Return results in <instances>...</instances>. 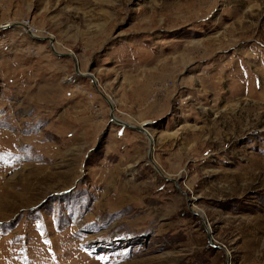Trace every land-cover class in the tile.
<instances>
[{
    "label": "rangeland",
    "instance_id": "rangeland-1",
    "mask_svg": "<svg viewBox=\"0 0 264 264\" xmlns=\"http://www.w3.org/2000/svg\"><path fill=\"white\" fill-rule=\"evenodd\" d=\"M0 264H264V0H0Z\"/></svg>",
    "mask_w": 264,
    "mask_h": 264
},
{
    "label": "bare ground",
    "instance_id": "bare-ground-1",
    "mask_svg": "<svg viewBox=\"0 0 264 264\" xmlns=\"http://www.w3.org/2000/svg\"><path fill=\"white\" fill-rule=\"evenodd\" d=\"M34 36H36V37H38L39 35H41L42 34V32H37L36 34H34V33H32ZM90 77H92L91 75H89ZM151 139H152V137H151Z\"/></svg>",
    "mask_w": 264,
    "mask_h": 264
},
{
    "label": "water",
    "instance_id": "water-1",
    "mask_svg": "<svg viewBox=\"0 0 264 264\" xmlns=\"http://www.w3.org/2000/svg\"><path fill=\"white\" fill-rule=\"evenodd\" d=\"M37 39H39V38H37Z\"/></svg>",
    "mask_w": 264,
    "mask_h": 264
}]
</instances>
